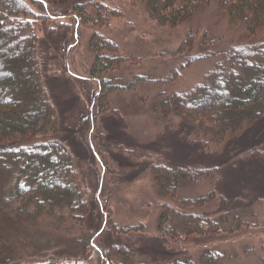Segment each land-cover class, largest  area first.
Here are the masks:
<instances>
[{"label":"rangeland","instance_id":"1","mask_svg":"<svg viewBox=\"0 0 264 264\" xmlns=\"http://www.w3.org/2000/svg\"><path fill=\"white\" fill-rule=\"evenodd\" d=\"M24 1L44 16L34 25L39 69L58 116L56 137L72 154L96 214L87 225L96 230L101 222L99 197L110 226L93 248L81 252L69 223L56 229L48 218L0 217V236L14 263L58 264L78 257L87 264H107L98 247L122 245L131 256L119 264H264V117L215 143L207 130L200 132L160 108L172 93L202 82L227 49L252 42L242 26L230 23L221 0L177 26L158 24L145 0ZM99 5L106 19L96 23ZM189 32H195L191 49L181 47ZM96 35L114 43L122 57L100 72H95L96 58L106 51L94 45ZM103 83L113 88L93 105ZM158 165L215 171L195 182L181 180L176 192L163 196ZM12 184V175L0 165V204ZM210 192L209 202L183 203ZM226 211L223 231L181 236L194 214L217 217ZM164 217L168 220L160 224ZM116 226L136 228L112 232ZM169 228L181 235L173 236ZM207 251L212 257L205 258Z\"/></svg>","mask_w":264,"mask_h":264},{"label":"trees","instance_id":"2","mask_svg":"<svg viewBox=\"0 0 264 264\" xmlns=\"http://www.w3.org/2000/svg\"><path fill=\"white\" fill-rule=\"evenodd\" d=\"M211 1L145 0V3L149 15L158 24L177 26ZM221 3L230 23L242 26L252 42L227 49L202 82L186 92L172 93L160 103L164 114L176 113L196 126L198 131L207 130L215 143L224 142L244 126L264 117V0H221ZM102 6L97 7L100 17L96 23L106 19L101 12ZM43 18L36 15L24 0H0V165L6 166L13 177L12 191L0 204V217L26 222L48 218L56 229L69 223L77 232L78 247L84 252L88 247H94V240L110 224L105 206L96 197L100 205L97 214L102 219L96 230L87 225L96 214L86 197L72 154L56 137L58 116L44 87L36 53L38 36L34 25ZM194 36L195 32H189L181 47L191 49ZM99 39L101 37L96 35L94 45L106 54L97 56L95 72L122 60L114 43ZM201 56H192L190 61ZM108 88L113 86L103 83L95 94L93 105L99 102V98L100 102L104 101L102 93ZM155 167L158 168L156 179H161L163 196L176 192L181 180L195 182L215 171L212 168ZM211 195L210 192L192 200L183 199V203L188 206L203 204L211 200ZM228 213L217 217L194 214L184 224L182 235L176 229L169 228L168 231L173 236L223 231L228 224ZM167 220L164 217L160 224ZM116 227V231L111 227L112 232L125 233L136 228ZM98 249L103 263L107 264H119L131 256L122 245ZM204 256L212 257L210 251ZM77 258L58 264H87ZM0 264H15L2 236ZM203 264L207 262L203 261Z\"/></svg>","mask_w":264,"mask_h":264}]
</instances>
